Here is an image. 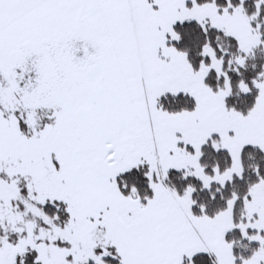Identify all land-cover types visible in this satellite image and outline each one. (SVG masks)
Segmentation results:
<instances>
[{
	"label": "snow or ice",
	"instance_id": "snow-or-ice-1",
	"mask_svg": "<svg viewBox=\"0 0 264 264\" xmlns=\"http://www.w3.org/2000/svg\"><path fill=\"white\" fill-rule=\"evenodd\" d=\"M264 0H0V264H264Z\"/></svg>",
	"mask_w": 264,
	"mask_h": 264
},
{
	"label": "trees",
	"instance_id": "trees-1",
	"mask_svg": "<svg viewBox=\"0 0 264 264\" xmlns=\"http://www.w3.org/2000/svg\"><path fill=\"white\" fill-rule=\"evenodd\" d=\"M252 63L257 64V66H258L257 69H252L250 66L249 70L253 71V72L258 70L259 65L264 64V50H258L257 51L256 58L254 61H252Z\"/></svg>",
	"mask_w": 264,
	"mask_h": 264
}]
</instances>
